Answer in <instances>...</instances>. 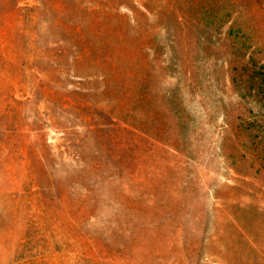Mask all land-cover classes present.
<instances>
[{
    "label": "rangeland",
    "instance_id": "rangeland-1",
    "mask_svg": "<svg viewBox=\"0 0 264 264\" xmlns=\"http://www.w3.org/2000/svg\"><path fill=\"white\" fill-rule=\"evenodd\" d=\"M0 264H264V0H0Z\"/></svg>",
    "mask_w": 264,
    "mask_h": 264
}]
</instances>
